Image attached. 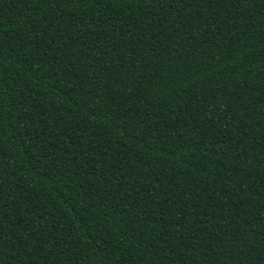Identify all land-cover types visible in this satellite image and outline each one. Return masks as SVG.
Instances as JSON below:
<instances>
[{
    "label": "trees",
    "instance_id": "1",
    "mask_svg": "<svg viewBox=\"0 0 264 264\" xmlns=\"http://www.w3.org/2000/svg\"><path fill=\"white\" fill-rule=\"evenodd\" d=\"M0 264H264V0H0Z\"/></svg>",
    "mask_w": 264,
    "mask_h": 264
}]
</instances>
